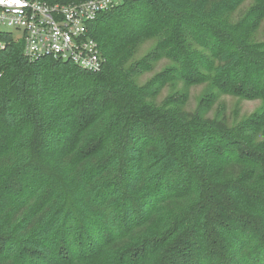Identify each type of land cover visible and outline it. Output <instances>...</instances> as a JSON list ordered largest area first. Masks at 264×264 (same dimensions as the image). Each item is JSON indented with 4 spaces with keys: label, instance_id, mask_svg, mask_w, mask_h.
Segmentation results:
<instances>
[{
    "label": "trees",
    "instance_id": "16d2710c",
    "mask_svg": "<svg viewBox=\"0 0 264 264\" xmlns=\"http://www.w3.org/2000/svg\"><path fill=\"white\" fill-rule=\"evenodd\" d=\"M263 21L264 0H123L91 25L98 72L0 32V264H264ZM178 82L210 93L159 101ZM218 94L261 106L231 124Z\"/></svg>",
    "mask_w": 264,
    "mask_h": 264
},
{
    "label": "built area",
    "instance_id": "2783aa9c",
    "mask_svg": "<svg viewBox=\"0 0 264 264\" xmlns=\"http://www.w3.org/2000/svg\"><path fill=\"white\" fill-rule=\"evenodd\" d=\"M123 0H83L72 3H48L42 0H0V32L21 40L32 57L42 55L70 61L78 67L98 72L104 58L93 37L91 25L105 11ZM21 31L15 37L3 27ZM4 42L0 40V47Z\"/></svg>",
    "mask_w": 264,
    "mask_h": 264
},
{
    "label": "rangeland",
    "instance_id": "374dc122",
    "mask_svg": "<svg viewBox=\"0 0 264 264\" xmlns=\"http://www.w3.org/2000/svg\"><path fill=\"white\" fill-rule=\"evenodd\" d=\"M250 3H245L239 9L237 15H241V12H244ZM4 31L12 32L15 37L21 35V31L13 28L5 26L3 27ZM257 37L260 39L264 38V21L261 23ZM153 41H148L143 44L138 53L136 54V59L143 56L149 48L152 46ZM169 63L167 59H163L155 65L153 71L148 72L140 76L139 82L144 83L148 78L152 77L157 71H160L164 66ZM179 92L177 95L186 94V109L193 111L194 109L198 108L202 98L210 93L208 91V87L206 84H199V85H191L184 84L183 82H178L176 84L169 85L164 88L163 92L159 96V101L164 99V97L173 92ZM261 106V102L258 99H243L237 96L228 95V94H218L216 95L214 102L210 109L207 112V115L214 116L219 115L224 117L228 120L229 123L232 122H240L241 120L249 117L253 114L257 109Z\"/></svg>",
    "mask_w": 264,
    "mask_h": 264
},
{
    "label": "snow or ice",
    "instance_id": "6c2138e0",
    "mask_svg": "<svg viewBox=\"0 0 264 264\" xmlns=\"http://www.w3.org/2000/svg\"><path fill=\"white\" fill-rule=\"evenodd\" d=\"M14 2H17V3H18V2H19V0H14Z\"/></svg>",
    "mask_w": 264,
    "mask_h": 264
}]
</instances>
